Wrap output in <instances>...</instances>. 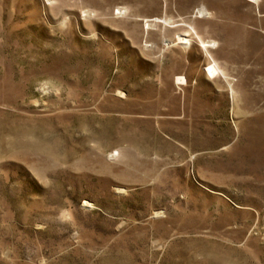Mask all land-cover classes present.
Listing matches in <instances>:
<instances>
[{"label": "rangeland", "instance_id": "obj_1", "mask_svg": "<svg viewBox=\"0 0 264 264\" xmlns=\"http://www.w3.org/2000/svg\"><path fill=\"white\" fill-rule=\"evenodd\" d=\"M0 264H264V0H0Z\"/></svg>", "mask_w": 264, "mask_h": 264}, {"label": "bare ground", "instance_id": "obj_2", "mask_svg": "<svg viewBox=\"0 0 264 264\" xmlns=\"http://www.w3.org/2000/svg\"><path fill=\"white\" fill-rule=\"evenodd\" d=\"M205 10H206V9H205ZM205 10H204V8H201V9H200V13H201V14H205V13H207V12H205ZM182 42L186 43V42H188V41H187V39H182ZM203 44H204V43H203Z\"/></svg>", "mask_w": 264, "mask_h": 264}]
</instances>
